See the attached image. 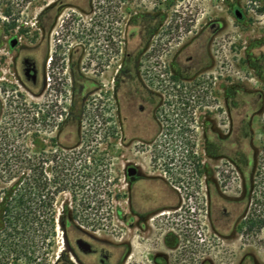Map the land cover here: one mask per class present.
I'll list each match as a JSON object with an SVG mask.
<instances>
[{
	"label": "flooded vegetation",
	"instance_id": "flooded-vegetation-1",
	"mask_svg": "<svg viewBox=\"0 0 264 264\" xmlns=\"http://www.w3.org/2000/svg\"><path fill=\"white\" fill-rule=\"evenodd\" d=\"M226 5L240 23L236 34L226 35ZM67 6L72 10L62 19ZM246 10L251 11L249 20ZM78 11L92 17L80 18ZM44 55L45 62L30 55L13 61L15 74L20 66L24 83L32 86L39 84V74L45 71L47 99L45 112L38 118L19 123L10 118L8 127L0 126V154L45 155L51 161V165L45 162V169L52 177H66L62 181L70 192L86 190L83 185L89 186L79 179L93 174L100 178L94 181L95 196L78 199L94 198L101 203L96 196L105 188L106 201H112L113 174L108 164L86 166L85 174L76 172L75 164L60 162L59 157L74 148L45 147L39 134H31L40 145L34 150L17 145L18 138L35 125L55 127L58 137H63L68 122L81 115L82 88L95 95V111L106 112L105 137L114 134L116 116L117 132L127 143L124 226L104 229L97 222L85 227L84 219L104 214L63 212L65 241L79 264H264V0H106L94 4L45 0ZM133 59L138 60L136 66ZM147 63L156 69L154 87L145 78L140 84L130 75L134 68L146 77ZM185 81L201 87L202 100L197 105L173 100L179 94L186 96L181 86ZM141 85L150 97L144 98ZM69 87L70 102L64 104ZM161 89L172 100L164 101ZM12 102L9 98L14 110ZM166 104L170 111L164 116ZM199 107L206 138L203 166L197 156L193 162L191 143L185 154L186 176L192 178L186 181L187 189L193 186V174L204 176L203 223L193 227L194 208L179 193L174 178L176 158L172 153L163 158L158 138L163 130L176 135L178 109L186 115L179 136L191 138ZM0 109V116L8 112ZM25 112L29 115V109ZM164 120L171 127L163 129ZM215 135L217 143L211 140ZM109 152L107 148L102 153ZM136 154H147L148 161L140 162L133 157ZM69 230H73L71 235H67Z\"/></svg>",
	"mask_w": 264,
	"mask_h": 264
},
{
	"label": "rangeland",
	"instance_id": "rangeland-1",
	"mask_svg": "<svg viewBox=\"0 0 264 264\" xmlns=\"http://www.w3.org/2000/svg\"><path fill=\"white\" fill-rule=\"evenodd\" d=\"M91 4L96 2L105 3L106 0H89ZM243 3V0H240ZM9 7L6 3L0 2V67L2 71L0 72V107L4 109H8V112H4L2 116H0V126L4 125L8 127V123H10V118H15L19 123L20 121L29 120L31 118H38V116L42 115L45 112V105L47 95L45 94V71L39 74V84L32 86L30 83H24L23 75L20 71V66L17 74L13 69L14 60L22 59L23 56L30 55L40 59L41 62H45L44 52H45V0H35L32 3L27 4L20 11V17L17 21V25L13 27V29H9L8 34H4L3 31L7 29L5 25V21L7 17L5 16V9ZM72 8L67 6L64 8L63 13L65 14L62 19L67 16L69 12H71ZM247 13L246 19H250L251 11L246 10ZM79 17L89 20L92 15L89 12L82 13L78 11ZM81 14V15H80ZM225 24H226V35L236 34L238 32V27L240 23L236 19L233 14V11L230 9L229 5L225 6ZM61 19V20H62ZM61 22V21H60ZM243 28V26H242ZM244 34V33H243ZM249 35V34H248ZM16 41L13 44V41ZM39 47V48H38ZM34 48H38V50L33 51ZM245 49H243L244 51ZM5 59V62L3 61ZM117 57L114 58L116 60ZM135 61V66L138 60L133 59ZM4 62V63H3ZM120 60L118 61V63ZM116 66V63H114ZM149 67L146 70H149V74L145 77V75H141L140 72L133 68L131 72V78L134 79L135 82H139L142 84V78L146 79V83L150 84L151 87H154L153 84H158L154 81V72L156 69L147 63ZM140 65H144L140 62ZM142 69V68H141ZM140 69V70H141ZM210 70H213L212 68ZM12 72V77L11 73ZM158 73V72H157ZM90 75V74H88ZM116 76V75H115ZM167 77V76H166ZM10 78L12 80H10ZM70 78V75H69ZM147 78H150L151 81H148ZM165 78V77H164ZM71 79V78H70ZM167 80V79H166ZM26 82V81H25ZM68 85L71 83L67 79ZM163 84H167L163 82ZM169 85V84H168ZM183 92H186V96L177 95L173 97V100L176 101H184L190 102L196 105L198 102L200 103L202 91L201 87L193 85L192 82L182 83ZM158 90V86L155 87ZM179 88V87H178ZM181 88V87H180ZM141 90L146 92L145 97H150V91L144 89V86L141 85ZM141 91V92H142ZM165 89H161V92L164 93ZM164 93L161 98L164 101L172 100V96ZM71 87H69L68 91H65L64 104H68L71 98ZM82 111L80 117H76L74 120L71 119L66 125L65 135L63 137H58L57 128L55 127H47L45 129H41L40 126H30L28 133H24L22 137L18 138V147L23 145L28 149H35L40 145H37L36 138L31 136V134H39L44 137L43 145L45 147H67L74 148L72 152L69 150L64 151L63 154H60L61 157L60 162L64 163H73L75 164L76 172L85 174L88 173L84 167H91L92 164H108L112 169L113 174V198L112 201H106L105 188L102 191H99L96 199L101 198L102 202H95V199L92 198L90 200H83L78 198H83L87 196H95L93 189L95 188V180L98 181L97 176H89L86 180L85 178H80V181L85 182L89 187H84L86 190H78L77 193L70 192L69 190H64L61 192L54 203V212H55V227L51 235L48 236L47 241H45V264H79L75 257L72 255L68 244L65 241V229L62 225L61 218L63 217L64 211H80V212H94L100 211L104 214V217H91L84 219L83 225L85 227L90 226L91 224H97L100 222L99 228L109 229V228H121L123 227V217L121 213L124 211V203L122 201L123 190H124V180H123V169L125 164L127 163V154H125L127 143L120 137V133H118V122L117 117L114 116V134L110 137H105V119L106 112L104 111L102 114H99L95 111L94 100L92 99L95 95L87 94V91L82 88ZM17 94V96H16ZM159 96V93H156ZM184 94V93H183ZM143 96V95H142ZM12 98L15 102H12V110L9 107L8 99ZM198 101V102H197ZM69 106V105H67ZM182 106V105H181ZM180 107V106H179ZM163 115L164 113H168L170 111V107L166 104L162 106ZM29 109V115L25 112ZM44 111H43V110ZM165 109V110H164ZM202 107L198 108L196 113L197 122L194 123L196 126L193 131V136L191 138H186L183 136H179L180 128H183V124H186V121L183 117H185V113L183 109H178V116H176L177 122L175 121L174 127L177 128L174 130V134L170 136L169 133L166 134V130H163V134L158 138V143L161 145V150L164 153L163 158L166 159L167 155L170 153L176 158L175 160V170L176 174L174 178H177V185L180 188L179 193L182 194L187 201L188 205H192L194 208V216H193V227H200L203 223L202 217V206H203V192H204V176L203 174H193V186L187 189L186 181L192 180L191 175L187 178V159H186V149L189 144L186 143V140H190L192 149L194 150V155L201 162V166H203V160L205 158L204 149L206 146V138L204 135V128L202 123ZM1 111V109H0ZM115 112V111H114ZM1 113V112H0ZM8 113H12L11 116ZM46 114V113H45ZM165 116V115H164ZM103 123L102 126L99 124ZM52 124V123H51ZM57 123H53V126H56ZM163 124L166 128L168 122L163 121ZM217 124V123H216ZM117 132V133H116ZM173 132V131H172ZM42 140V139H41ZM211 140L214 143L219 141L218 137L213 136ZM264 140V139H263ZM140 146H145L148 148L147 144H141ZM111 149L108 155L103 154L106 149ZM93 150H100L99 152H94ZM74 152V153H73ZM167 153V154H166ZM32 156H38L37 154H31ZM135 159H138L140 162L146 163L148 160L147 154H136L133 156ZM76 158V159H75ZM37 160V159H36ZM35 160V161H36ZM46 163L51 165V161L46 160ZM163 161V160H162ZM190 167V166H189ZM91 171V170H90ZM262 178H264V169L262 170ZM46 170V176L48 179H51V173ZM93 172V171H91ZM66 178V177H64ZM68 178V177H67ZM102 179V178H101ZM105 179H102V181ZM14 182V181H12ZM9 184L1 183L0 188L8 187ZM92 182V184H91ZM198 184V185H197ZM104 186V184L102 183ZM199 186V187H198ZM75 194V197L72 199V194ZM187 194V195H186ZM186 195V196H185ZM192 195V197H190ZM188 198V199H186ZM107 212L109 213L107 215ZM86 221L88 223H86ZM114 232V231H113ZM73 230H69L67 235H71ZM39 252L36 253L38 255ZM18 264H35L27 263L25 259L19 260Z\"/></svg>",
	"mask_w": 264,
	"mask_h": 264
},
{
	"label": "trees",
	"instance_id": "trees-1",
	"mask_svg": "<svg viewBox=\"0 0 264 264\" xmlns=\"http://www.w3.org/2000/svg\"><path fill=\"white\" fill-rule=\"evenodd\" d=\"M1 1L9 6L4 12L7 29L3 31L8 34L17 25L22 8L35 0ZM193 158L195 162L194 154ZM45 162V155L0 154V182L14 181L0 188V264L18 259L45 264V241L55 227V195L70 189L59 174L47 178Z\"/></svg>",
	"mask_w": 264,
	"mask_h": 264
}]
</instances>
